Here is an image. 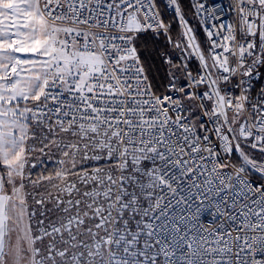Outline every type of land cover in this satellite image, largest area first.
I'll return each mask as SVG.
<instances>
[{"label":"snow or ice","instance_id":"6c2138e0","mask_svg":"<svg viewBox=\"0 0 264 264\" xmlns=\"http://www.w3.org/2000/svg\"><path fill=\"white\" fill-rule=\"evenodd\" d=\"M0 264H264V0H0Z\"/></svg>","mask_w":264,"mask_h":264},{"label":"trees","instance_id":"16d2710c","mask_svg":"<svg viewBox=\"0 0 264 264\" xmlns=\"http://www.w3.org/2000/svg\"><path fill=\"white\" fill-rule=\"evenodd\" d=\"M183 3H184L185 5H188V4H189V0H183ZM187 19L189 20V23H190L194 28L197 27L198 22L192 17V15H191L190 13L187 15ZM179 31H180V29H179L178 25L174 26L173 34L175 35V34H177ZM196 34H197V32H196ZM197 37H198V35H197Z\"/></svg>","mask_w":264,"mask_h":264},{"label":"rangeland","instance_id":"374dc122","mask_svg":"<svg viewBox=\"0 0 264 264\" xmlns=\"http://www.w3.org/2000/svg\"><path fill=\"white\" fill-rule=\"evenodd\" d=\"M195 29H196V32H197V35H198V37H197L198 40H204L205 36H204L203 32L201 31V29L198 27V25H197V27Z\"/></svg>","mask_w":264,"mask_h":264},{"label":"built area","instance_id":"2783aa9c","mask_svg":"<svg viewBox=\"0 0 264 264\" xmlns=\"http://www.w3.org/2000/svg\"><path fill=\"white\" fill-rule=\"evenodd\" d=\"M194 66V65H193Z\"/></svg>","mask_w":264,"mask_h":264}]
</instances>
